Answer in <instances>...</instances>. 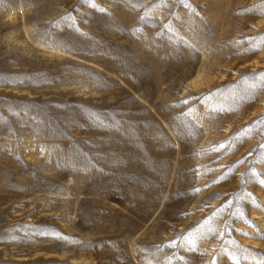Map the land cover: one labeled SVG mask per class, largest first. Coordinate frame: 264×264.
Returning a JSON list of instances; mask_svg holds the SVG:
<instances>
[{
	"label": "rangeland",
	"instance_id": "374dc122",
	"mask_svg": "<svg viewBox=\"0 0 264 264\" xmlns=\"http://www.w3.org/2000/svg\"><path fill=\"white\" fill-rule=\"evenodd\" d=\"M262 181L264 0H0V264H264Z\"/></svg>",
	"mask_w": 264,
	"mask_h": 264
},
{
	"label": "snow or ice",
	"instance_id": "6c2138e0",
	"mask_svg": "<svg viewBox=\"0 0 264 264\" xmlns=\"http://www.w3.org/2000/svg\"><path fill=\"white\" fill-rule=\"evenodd\" d=\"M93 6H95V5H93ZM261 183H264V181H262Z\"/></svg>",
	"mask_w": 264,
	"mask_h": 264
}]
</instances>
